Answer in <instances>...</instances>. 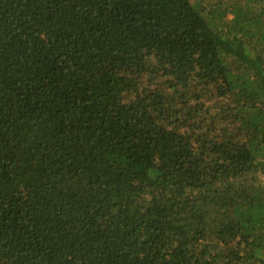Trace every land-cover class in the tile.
<instances>
[{"label":"trees","instance_id":"trees-1","mask_svg":"<svg viewBox=\"0 0 264 264\" xmlns=\"http://www.w3.org/2000/svg\"><path fill=\"white\" fill-rule=\"evenodd\" d=\"M0 264H264V0H0Z\"/></svg>","mask_w":264,"mask_h":264}]
</instances>
